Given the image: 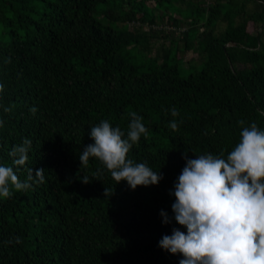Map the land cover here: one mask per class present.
Segmentation results:
<instances>
[{
    "label": "trees",
    "instance_id": "obj_1",
    "mask_svg": "<svg viewBox=\"0 0 264 264\" xmlns=\"http://www.w3.org/2000/svg\"><path fill=\"white\" fill-rule=\"evenodd\" d=\"M0 83V163L27 137L19 178L45 169L44 182L0 197V264H179L159 241L187 232L171 194L185 154L227 156L240 120L264 130V0H0ZM130 112L149 135L128 158L163 177L134 190L79 159L92 126L126 132Z\"/></svg>",
    "mask_w": 264,
    "mask_h": 264
},
{
    "label": "clouds",
    "instance_id": "obj_2",
    "mask_svg": "<svg viewBox=\"0 0 264 264\" xmlns=\"http://www.w3.org/2000/svg\"><path fill=\"white\" fill-rule=\"evenodd\" d=\"M4 87L0 83V92ZM37 110L35 106L30 108L33 114ZM171 112L174 117L178 115L175 109ZM128 115L131 119L126 132L107 119L91 127L94 143L79 153L81 167L94 158L116 183L126 180L133 190L159 184L163 177L158 170L128 158L133 145L149 135L142 116L136 112ZM238 123L239 141L227 156L223 152L205 153L189 159L185 154L186 166L171 194L176 197L172 204L175 220L187 232L173 229L172 235H164L159 241L165 250L183 255L179 264H264V130L256 122L247 126L244 120ZM168 126L176 130L178 123L172 120ZM31 146V139L25 137L10 150L11 164L0 163V197L10 198L15 191H26L33 181L44 182L43 168L34 171L27 167L23 181L17 174L27 165ZM82 180L90 181L86 175ZM105 194L109 195L108 188ZM161 215L163 223L171 222L163 210Z\"/></svg>",
    "mask_w": 264,
    "mask_h": 264
},
{
    "label": "rangeland",
    "instance_id": "obj_3",
    "mask_svg": "<svg viewBox=\"0 0 264 264\" xmlns=\"http://www.w3.org/2000/svg\"><path fill=\"white\" fill-rule=\"evenodd\" d=\"M149 3V5H153L154 3H153V1H150V2H148ZM152 8L150 7V11L152 12V10H151ZM105 23L107 24V25H110V26H113V27H118V28H120L121 27V25L120 24H118V23H116V22H106L105 21ZM250 26V25H249ZM159 27H161L160 25H157V28H159ZM144 30H147L148 29V27L147 26H144V28H143ZM151 41H152V43L154 44V45H156L157 44V42H159V39H151ZM166 44H167V42H166ZM174 48H175V46L174 47H171V54L174 52ZM132 54H133V56H134V60L136 61V63H144V57H143V55L140 53V52H138L137 50H132V52H131ZM190 55H192V57L194 58V59H197V57H196V55L195 54H190ZM147 57H148V55H146ZM190 64L192 65V66H194L195 65V63H194V61H192V62H190ZM199 67V66H198ZM191 69H193V68H191ZM189 73V70H182L181 71V74L183 75V76H187V74Z\"/></svg>",
    "mask_w": 264,
    "mask_h": 264
}]
</instances>
